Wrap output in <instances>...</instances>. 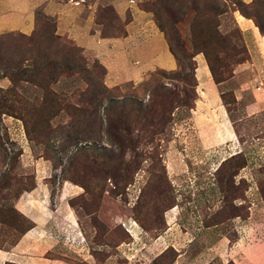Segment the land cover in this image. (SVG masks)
I'll return each instance as SVG.
<instances>
[{"label": "rangeland", "instance_id": "374dc122", "mask_svg": "<svg viewBox=\"0 0 264 264\" xmlns=\"http://www.w3.org/2000/svg\"><path fill=\"white\" fill-rule=\"evenodd\" d=\"M160 1L162 33L180 62L138 83L106 86L104 68L56 35L51 20L39 17L30 35H0L1 251L34 227L24 197L53 234L38 257L55 264H234L198 258L215 240L205 227L222 224L236 238L230 218L249 204L236 205L247 188L234 180L243 162L264 207V111L244 109L263 78L250 73L251 41L238 23L251 20L264 37V0L141 6ZM196 55L212 69L222 115L194 109Z\"/></svg>", "mask_w": 264, "mask_h": 264}, {"label": "crops", "instance_id": "0c3cea01", "mask_svg": "<svg viewBox=\"0 0 264 264\" xmlns=\"http://www.w3.org/2000/svg\"><path fill=\"white\" fill-rule=\"evenodd\" d=\"M146 1L83 0L82 3L74 5L69 0H0V35L8 33L30 35L36 30L39 17L51 20L56 35L70 41L80 48L85 56L97 60L104 68L106 86L138 83L156 70L172 72L178 68L177 61L171 54L164 34L158 29L152 13L141 6ZM108 14L111 17H108ZM240 18L244 19V22H238L243 35H248L245 37L246 43L251 41L250 47L246 44L250 58V73L257 78H263L259 82V89L252 91L254 98L244 105L249 115H255L264 111V37L251 20L241 16ZM194 61L199 96L194 109H198V103H201L203 108L216 107L222 115L221 112L225 113V108L204 57L196 55ZM233 93L235 94V91ZM236 100L240 101L239 98ZM220 105L222 109L219 108ZM234 132L232 131L235 137ZM225 140L232 142L233 139L227 134ZM238 154L241 152L222 159L219 166L226 159ZM252 171L253 168L247 163L234 179L236 184L243 180L247 183L243 199L236 205H241L243 200L249 203L244 217L235 215L230 218V227L236 235L235 240L229 241L227 234L220 229L222 224L205 227L203 237L213 236L215 240L208 252L200 254L199 262L217 257L230 260L234 264H264V207L260 195L256 192L255 183H252L253 176L250 175ZM40 190V186H37L33 193H39ZM63 195L64 192L59 197L60 201L65 199ZM19 205L32 220L34 227L22 235L12 249L0 250V261L12 260L17 264H55L58 261L38 257L42 253H47L49 249L42 243L44 237L53 235L52 231L46 229L40 222L39 208L37 210L31 208L28 202H24V197L23 200L20 199ZM54 240L49 243L55 245Z\"/></svg>", "mask_w": 264, "mask_h": 264}, {"label": "trees", "instance_id": "16d2710c", "mask_svg": "<svg viewBox=\"0 0 264 264\" xmlns=\"http://www.w3.org/2000/svg\"><path fill=\"white\" fill-rule=\"evenodd\" d=\"M162 5H163V3L160 1V2H158L156 5H154L153 6V8H151V9H144V10H146V11H148V12H151L152 14H153V16L155 17V20L158 22V29L161 31V32H163V28L160 26V20H159V15H158V12H159V8L160 7H162ZM157 7V8H156ZM165 10L166 11H168L169 9H168V7H165ZM167 15H168V12L166 13ZM181 48H183L184 47V45H182L181 44ZM168 47H169V50H170V52H171V54L173 55V57L175 58V60L177 61V65H178V62H180V60H179V57H178V55H177V53H176V51L171 47V45L168 43ZM81 51V50H80ZM209 70L211 71V73H212V69L209 67ZM156 71H162V70H156ZM164 72H166V71H164ZM172 72H174V71H172ZM239 156H241V154H238V155H235V156H232V157H230V158H228V159H226L223 163H221V165L218 167V169L216 170V172L223 166V164L224 163H226L227 161H230V160H232V159H235V158H237V157H239ZM246 164H245V162H243L242 163V165L241 166H239L238 168L239 169H241V168H243L244 166H245ZM235 215H237V216H241L239 213H237V214H235ZM242 217V216H241Z\"/></svg>", "mask_w": 264, "mask_h": 264}, {"label": "built area", "instance_id": "2783aa9c", "mask_svg": "<svg viewBox=\"0 0 264 264\" xmlns=\"http://www.w3.org/2000/svg\"><path fill=\"white\" fill-rule=\"evenodd\" d=\"M72 4L78 5L83 2V0H69Z\"/></svg>", "mask_w": 264, "mask_h": 264}]
</instances>
